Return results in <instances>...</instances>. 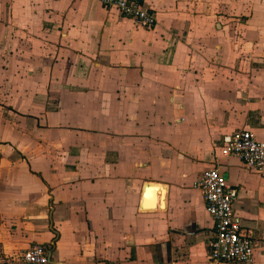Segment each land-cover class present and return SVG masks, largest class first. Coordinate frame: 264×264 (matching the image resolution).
<instances>
[{"label":"crops","instance_id":"obj_1","mask_svg":"<svg viewBox=\"0 0 264 264\" xmlns=\"http://www.w3.org/2000/svg\"><path fill=\"white\" fill-rule=\"evenodd\" d=\"M0 0V260L207 264L195 182L217 167L264 264V171L221 153L264 142V0Z\"/></svg>","mask_w":264,"mask_h":264},{"label":"built area","instance_id":"obj_2","mask_svg":"<svg viewBox=\"0 0 264 264\" xmlns=\"http://www.w3.org/2000/svg\"><path fill=\"white\" fill-rule=\"evenodd\" d=\"M107 7L116 8L121 15L134 21L145 30L157 25L153 10L140 0H100ZM221 153L236 157L256 172L264 171V142L249 130H240L224 137ZM204 198L206 211L215 224V235L208 247L207 264H254V239L248 235L234 212L238 191L227 183L217 168L207 169L195 182ZM0 264H50L47 246L31 244L17 259L0 260Z\"/></svg>","mask_w":264,"mask_h":264},{"label":"water","instance_id":"obj_3","mask_svg":"<svg viewBox=\"0 0 264 264\" xmlns=\"http://www.w3.org/2000/svg\"><path fill=\"white\" fill-rule=\"evenodd\" d=\"M47 250H48V258H49V261H51V251L49 249V247L47 246Z\"/></svg>","mask_w":264,"mask_h":264}]
</instances>
